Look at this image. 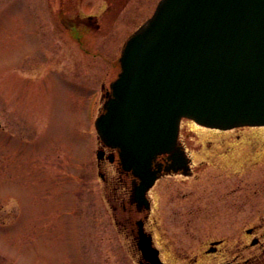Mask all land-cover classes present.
I'll return each instance as SVG.
<instances>
[{
	"label": "rangeland",
	"instance_id": "rangeland-1",
	"mask_svg": "<svg viewBox=\"0 0 264 264\" xmlns=\"http://www.w3.org/2000/svg\"><path fill=\"white\" fill-rule=\"evenodd\" d=\"M158 1L0 0V264H136L102 198L110 194L94 121L124 42ZM179 140L193 172L167 174L149 190L150 227L172 230L176 214L203 210L209 220L193 224L230 238L248 216L225 211L264 213V128L218 131L182 119ZM172 258L164 259L184 264Z\"/></svg>",
	"mask_w": 264,
	"mask_h": 264
},
{
	"label": "water",
	"instance_id": "water-1",
	"mask_svg": "<svg viewBox=\"0 0 264 264\" xmlns=\"http://www.w3.org/2000/svg\"><path fill=\"white\" fill-rule=\"evenodd\" d=\"M119 64L94 125L145 196L161 174L157 156L166 155L165 172L188 169L182 118L219 130L264 126V0H160Z\"/></svg>",
	"mask_w": 264,
	"mask_h": 264
},
{
	"label": "flooded vegetation",
	"instance_id": "flooded-vegetation-1",
	"mask_svg": "<svg viewBox=\"0 0 264 264\" xmlns=\"http://www.w3.org/2000/svg\"><path fill=\"white\" fill-rule=\"evenodd\" d=\"M108 4L106 1V7ZM83 19L90 20L93 17L87 16ZM84 20L79 19V23H83ZM63 21L64 24H72V27L78 24L72 19L65 18ZM83 24H89L92 28L98 26L87 21ZM179 144L183 146L180 140ZM97 150L101 153L100 159L96 160L97 172L110 194L102 198L110 212L112 222L127 240L136 264H151L156 258L161 264H169L164 259L166 255L172 256L173 262L177 263L179 262L177 260H180L184 264H264L263 211L242 209L225 211L226 216H235L239 221L240 217L248 216L241 220L243 224L233 230L234 234L230 238L213 235L215 228L193 224L195 219L209 220L210 216H205L203 210L189 209L184 214L182 212L176 214V217H179V224L175 229L162 227L161 224L155 223L156 220L152 228L150 227L152 221L149 223L152 212L151 197L148 193L145 196H136L134 191L140 182L131 172L122 169L115 150L102 147L99 141ZM156 162L162 165V177L173 172L164 171L167 164L166 156H159ZM191 168L189 162L186 173L188 175L184 176L191 175L193 172ZM175 174L183 175L181 171ZM217 216L213 215L211 220ZM159 221L162 222L161 219ZM147 245L149 249L143 251ZM148 251L150 253H147ZM246 254L248 256L244 257Z\"/></svg>",
	"mask_w": 264,
	"mask_h": 264
}]
</instances>
